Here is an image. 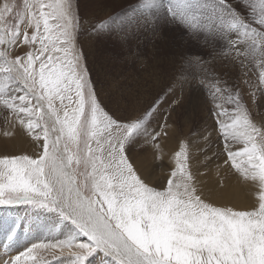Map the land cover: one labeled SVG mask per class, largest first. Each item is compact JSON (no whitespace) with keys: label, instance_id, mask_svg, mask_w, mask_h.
Wrapping results in <instances>:
<instances>
[{"label":"snow or ice","instance_id":"1","mask_svg":"<svg viewBox=\"0 0 264 264\" xmlns=\"http://www.w3.org/2000/svg\"><path fill=\"white\" fill-rule=\"evenodd\" d=\"M217 5L219 10L205 11L194 6V0H144L141 6L163 9L168 24L185 29L203 45L211 44L214 59L232 65L238 61L245 69L255 64L264 82V0H217ZM196 18L206 22L203 31L194 29L191 21ZM159 20L160 15L150 28L152 41L160 38ZM78 23L74 0H23L22 5L0 0V100L15 114V120L6 121L3 136L27 133L34 143L43 140V151L37 154L0 151V206L54 208L87 238L33 246L10 264H47L33 251L56 256V249L61 254L66 250L73 264H86L96 250L115 264H264V117L256 122L239 92L222 89L218 80L213 85L215 93L227 91V102L235 105L232 125L219 123L226 159L238 179L258 186V207L238 211L202 198L195 177L185 174L180 159L178 179H168L160 189L150 186L128 146L137 135L153 142L168 136L166 122L155 131L147 127L167 100L158 92L134 119L108 111L77 41ZM135 31L115 36L123 45ZM181 63L208 65L203 57L193 61L184 56ZM185 82L174 79L163 90L165 98L175 97ZM12 83L22 84L24 94L12 95ZM260 93L264 96V89ZM256 98L254 92L253 102ZM172 103H180V98ZM227 114V109L216 113ZM240 143L243 149L233 151L231 145ZM176 156H185L183 147Z\"/></svg>","mask_w":264,"mask_h":264},{"label":"rangeland","instance_id":"2","mask_svg":"<svg viewBox=\"0 0 264 264\" xmlns=\"http://www.w3.org/2000/svg\"><path fill=\"white\" fill-rule=\"evenodd\" d=\"M16 2L22 5L21 0H16ZM164 2L167 3V0ZM143 3L144 0H96V2L74 0L79 22L76 38L84 53L91 82L104 107L122 119L130 117L134 119L144 114L149 103L158 92L161 99L167 100L159 112L155 113L148 121L147 127L149 130L155 131L158 130V125L167 123L168 136H175L173 138L177 141L176 148L168 147L174 152L175 160L168 156V152H162L160 149L161 143L164 144L168 136L153 142L151 140L146 141L143 134L137 135L135 138L139 139L140 142L137 159H144L140 161L144 164H141L143 166L138 169L139 174L142 173L149 179L147 181L150 186L158 189L166 186L168 179L180 177L181 173L178 172L177 160L182 159L176 156V152L180 151L178 149L182 147L185 149L186 147V154L191 157L186 155L188 161L194 159L197 162V168L205 170L206 167H210L209 169L215 173L211 171L214 179L219 176H228L230 180L227 183L231 188L246 190L248 186L254 184L246 183L243 179L237 178L236 169L231 166L232 161L226 159L227 145L225 144L224 133L219 127L221 120L229 126L232 125L231 117L235 114V105L227 102V91L215 93L213 85H216L218 80L217 86L222 89H231L233 95L239 92L242 96V102L250 109L251 117L259 122L264 117V96L260 93V90L264 89V82L261 81L259 68L253 64L251 68L245 69L239 66L238 61L236 65H232L218 58L214 59L215 53L211 44L203 45L202 42L189 37L185 29L165 21L163 9L160 12L156 9L142 7ZM194 6L205 11L219 10L217 0H194ZM159 15L160 38L152 41L150 28L157 23ZM194 15L199 17L198 13ZM191 23L196 31H203L206 24L201 18L193 19ZM99 25H104V27L101 28ZM133 28H137V31H135L132 39L127 44L122 45L116 39L115 34ZM30 31L31 29H29ZM17 47L19 48L21 45ZM184 56H188V59L193 61L198 57H203L208 65L207 67H200L195 63L192 65L182 64L181 59ZM177 73H180V76H177ZM174 79L186 80L183 89L181 91L177 87L175 97L165 98L163 90H166ZM202 81L203 83H201ZM22 88L19 83H12L8 91L14 96L23 95ZM243 90L247 94L248 100L244 97ZM254 92L257 97L255 102L252 99ZM214 94L215 100H213ZM176 98H180V103L173 104L172 100ZM223 109L228 110L227 115H216ZM12 120H15V114L4 109L2 100H0V134L9 126L6 121ZM16 125L19 126V121H16ZM25 135L27 139L24 138L23 142L25 147L30 150H27L30 155L43 151L40 147L43 140L37 144L33 142V137L27 136V133ZM166 144L168 145V143ZM243 147V143L231 145L232 150L236 152L241 151ZM244 159L247 158L244 157ZM237 162H241L239 158ZM225 169L226 172L224 173ZM145 172L149 175L147 176ZM172 172H177V176L172 177ZM253 187L259 191L258 186L254 185ZM6 208L10 209L7 210ZM13 209H18L23 214H35V216L40 213L37 216L39 221H42L44 216L53 214L57 220L72 223L70 219L54 208L37 207L28 203L0 206V211L8 212ZM72 225L79 232L76 225L73 223ZM16 230L14 229L11 235L16 237L14 234ZM13 236L10 237L11 242L15 238ZM5 239L3 244L0 243L2 248L11 243L9 241L7 245V238ZM30 246L32 248V245ZM31 248L29 247V249ZM22 251L21 249L19 253L17 252L16 257L17 254L23 253ZM98 252L103 254L104 259L107 258L110 262L115 263L104 252L96 250L87 257L86 264L90 260L92 263V259H95L94 257L97 256ZM11 253L9 252L1 264H10L12 260H9L8 256ZM62 256H65L64 252L63 255L50 256L47 254L42 258L48 261L47 264H54Z\"/></svg>","mask_w":264,"mask_h":264},{"label":"bare ground","instance_id":"3","mask_svg":"<svg viewBox=\"0 0 264 264\" xmlns=\"http://www.w3.org/2000/svg\"><path fill=\"white\" fill-rule=\"evenodd\" d=\"M92 1L96 2V0H92ZM21 4H23V0H21ZM20 85L23 87L22 84ZM244 92L245 91L243 90L244 97L248 100L247 94ZM249 92H248V95H250ZM231 123L233 122L231 121ZM173 137L175 136H168L167 141L164 143L166 146L163 143H161L162 145L160 146V149L162 152H166V153L168 152L167 153L168 156L171 159L175 160V154H173L174 152L168 149V147L170 148L177 147L176 145L177 141ZM24 138H26L25 134L17 135L15 138L5 137L3 136V133L0 134V151L10 153V154H16V155H30L28 152L30 150H28L24 145V142H23ZM166 143H168V145ZM139 146H140L139 139H136V138L134 139L133 143L129 144L128 146L130 154L134 158V164L138 169L143 166L141 164H144L143 162H140V161H143L144 159H137V156L139 155V152H138ZM184 150H185V156H182L180 158L185 161V174L191 173L195 177L196 186H197L198 191L202 194V198H206L209 202H212L216 206L232 207L234 210H238V211H251L254 205L258 207L259 191H257L256 188L253 187L255 184L250 185L252 183L249 182L250 186H248L246 190L245 189L237 190V189L231 188L230 185L227 183L230 180L228 176H221V177L219 176L217 177V179L216 178L214 179L211 174L212 170L209 169L210 167L209 168L206 167L205 170L203 169L201 170L197 168V164H196L197 162H195L194 159H192L190 162L188 161L186 155L189 156V154H186V150H187L186 147ZM178 172L180 171L178 170ZM225 172H226V169L224 173ZM145 173L147 176L149 175V173L147 172ZM212 173H214V171H212ZM141 175L145 177L144 174L141 173ZM234 177H231V178H234ZM6 209L9 210L10 208H6ZM39 214L40 213H38L36 216L35 214L32 215L30 213L23 214L22 212H19L18 209H13L8 212L0 211V243L3 244V242L6 241L5 238H7V245H8L10 241V237L13 236L11 235V232L14 229H17L16 232L14 233L16 237L13 236L15 238H13L12 242L10 241L11 242L10 245H8L5 248L0 247V264L6 259L9 252L10 253L12 252V253L8 256V259L13 260L16 257L17 252L19 253L21 249L23 250L22 252L28 250L29 247L31 248L30 245H32L33 247L35 245L55 244V243H59L61 241H67V240H71L74 243L75 242H86L87 239L80 235V233L75 229L72 223L70 224L69 222H63L61 220H57L56 216L53 214L48 215V216L46 215L43 217L42 221H39V219L37 220V216ZM21 246L22 248L20 249ZM55 251L57 254L61 255L60 249H56ZM20 254H17V255H20ZM44 254L46 253H44L43 250L33 251V256H35L37 260L47 255V254L46 255ZM64 255L65 256H62V258H59L57 261H55L56 264H73V258L69 256L66 250L64 251ZM94 258L95 259H92L93 260L92 263L90 260L88 261L87 264H115V263L110 262L109 259L107 258L104 259L103 254L99 252L97 256H95ZM22 264H23V260H22ZM29 264H31V261H29Z\"/></svg>","mask_w":264,"mask_h":264}]
</instances>
